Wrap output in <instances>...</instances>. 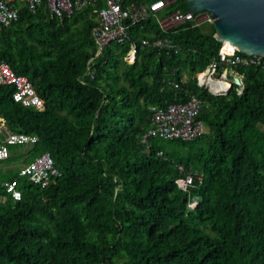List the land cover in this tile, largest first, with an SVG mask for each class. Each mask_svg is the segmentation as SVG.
<instances>
[{
  "label": "trees",
  "instance_id": "1",
  "mask_svg": "<svg viewBox=\"0 0 264 264\" xmlns=\"http://www.w3.org/2000/svg\"><path fill=\"white\" fill-rule=\"evenodd\" d=\"M167 1L158 16L188 9ZM91 12L86 5L59 19L22 8L0 31V61L27 76L45 105L22 106L12 86L0 85V117L11 131L38 136L25 150L11 146L4 163L48 152L61 173L45 187L19 177L17 201L0 186V264H264L262 65L228 67L242 88L216 96L197 77L219 57L212 23L164 29L150 15L95 55ZM162 37L177 51L141 44ZM192 97L202 103V133L144 138L152 107ZM186 173L196 176L189 191L176 183Z\"/></svg>",
  "mask_w": 264,
  "mask_h": 264
},
{
  "label": "built area",
  "instance_id": "2",
  "mask_svg": "<svg viewBox=\"0 0 264 264\" xmlns=\"http://www.w3.org/2000/svg\"><path fill=\"white\" fill-rule=\"evenodd\" d=\"M46 3L49 13L59 19L69 17L75 9L83 7L86 3L94 5L95 24L92 27V34L97 43L95 55L101 53L102 49L112 42H123L127 39V29L129 22L134 24L150 15L157 18L159 25L166 29L185 21L194 20L197 23L207 21L212 23L210 15L205 12L201 17L205 19L200 21L199 15H193L188 9L186 11L174 10L168 15L158 16L157 13L162 10L168 3L167 0H153L147 5H138L136 3L125 4V0H0V31L3 26L17 20L22 8H27L31 12ZM199 21H196V20ZM141 44L155 49L158 52L177 51V46L167 37L156 38L151 41L142 39ZM219 57L201 73L198 74V83L206 86L211 92H215L209 84L213 79L215 83L219 81H228L227 74L233 70L228 67L236 65H262L264 68V58L261 55H246L240 53L237 48L232 52H223V45L219 49ZM136 56L135 46L127 54V61L133 62ZM222 63L227 67L220 76H217V69ZM227 70L226 76L223 75ZM205 74L204 78L201 75ZM232 76V75H230ZM235 74H233V77ZM240 82L241 79L238 77ZM200 80V81H199ZM0 85L12 86L11 97L13 101L20 103L22 106L34 107L40 111L45 109L43 99L35 91L32 82L28 77L17 74L14 69L5 61H0ZM178 87L177 84H174ZM239 91L242 84L238 85ZM202 103L197 98H190L186 102L171 103L165 108L152 107L151 127L147 130L144 138H182L191 139L202 133L203 127L200 121L196 120L201 109ZM38 140L35 134L14 132L6 128L5 119H0V161L10 156V147L12 145L33 144ZM61 175L55 166L52 156L48 152L38 155L35 159L21 166L18 170L17 177L10 180H4L0 186L4 188L6 195H9L13 201L21 199L22 192L18 188V178L27 177L35 184L45 187L56 181ZM193 173H186L177 180V184L185 191H189L195 186ZM6 195L0 194V201L6 199Z\"/></svg>",
  "mask_w": 264,
  "mask_h": 264
},
{
  "label": "water",
  "instance_id": "3",
  "mask_svg": "<svg viewBox=\"0 0 264 264\" xmlns=\"http://www.w3.org/2000/svg\"><path fill=\"white\" fill-rule=\"evenodd\" d=\"M184 2L193 15L202 12L210 15L215 28L214 37L222 45L227 42L236 46L240 53L261 55L264 58V0H184ZM226 74L227 70L223 75ZM232 78V82L222 81L226 82L225 92L212 94L227 95L233 84H241L237 76Z\"/></svg>",
  "mask_w": 264,
  "mask_h": 264
},
{
  "label": "rangeland",
  "instance_id": "4",
  "mask_svg": "<svg viewBox=\"0 0 264 264\" xmlns=\"http://www.w3.org/2000/svg\"><path fill=\"white\" fill-rule=\"evenodd\" d=\"M205 14V12L204 13H201L200 15H199V17H198V19L200 18V21L201 20H203V19H205V17H201L202 15H204ZM196 20V21H199V20ZM233 74H235V73H229V74H227V78H228V82H231L232 81V77H230V75H232L233 76ZM218 77L220 76V75H217ZM204 87H206V86H204ZM207 88V87H206ZM212 93V92H211ZM28 146H25V148H22V150H25L26 148H27ZM15 150V147H12L11 148V151H14ZM15 152V151H14ZM4 161L5 160H2V161H0V177L1 176H4V175H6L7 174V172L9 171V168L10 167H14L15 165H17V166H19V165H23L25 162L22 160V161H17V162H14V163H10V164H5L4 163Z\"/></svg>",
  "mask_w": 264,
  "mask_h": 264
},
{
  "label": "crops",
  "instance_id": "5",
  "mask_svg": "<svg viewBox=\"0 0 264 264\" xmlns=\"http://www.w3.org/2000/svg\"><path fill=\"white\" fill-rule=\"evenodd\" d=\"M86 5H91V7H92L91 15L93 16L94 20L96 21V19H95V13H94V9H95L94 5H92L91 3H86L83 7H85ZM83 7L78 8V9H75L73 13H75L76 11H80V10H82ZM25 9H27V8H25ZM39 9H42L43 11L49 13V10H48V8H47L46 3L42 4V5L37 9V11H38ZM27 10H28V9H27ZM163 10H164V9H163ZM28 11H30V10H28ZM37 11H36V12H37ZM30 12H31V11H30ZM36 12H31V13H36ZM49 15L52 16L50 13H49ZM18 18H19V15H18ZM18 18H17V20H18ZM17 20H16V21H17ZM14 22H15V21H14ZM12 23H13V22H12ZM10 24H11V23H10ZM10 24H9V25H10ZM9 25H6V26H9ZM3 27H4V26H3ZM3 27H2V28H3ZM24 76H25V75H24ZM26 77H27V76H26ZM1 118H4V117H0V119H1ZM4 119H5V118H4ZM5 124H6V128H8L9 130H11V129L8 127V124H7V122H6V119H5ZM16 146H17V145H16ZM25 146H29V145H25ZM11 153H12V151H11V148H10V154H11ZM19 161H22V159L19 160ZM12 163H14V162H12ZM21 166H23V165H22V164L19 165V166L15 165L13 168L10 167V168H9V171L12 170V169H15V168L19 169ZM9 171H8V172H9ZM8 172H7V173H8ZM17 175H18V173H17ZM6 180H7V179H6Z\"/></svg>",
  "mask_w": 264,
  "mask_h": 264
},
{
  "label": "bare ground",
  "instance_id": "6",
  "mask_svg": "<svg viewBox=\"0 0 264 264\" xmlns=\"http://www.w3.org/2000/svg\"><path fill=\"white\" fill-rule=\"evenodd\" d=\"M223 44H226V45H229V46H232L234 47L235 49L237 48L236 46L230 44V43H227V42H224ZM234 49V50H235ZM234 50H231L229 53H232ZM224 52V51H223ZM205 74H202L201 75V78H204ZM209 84H210V87L216 92V93H223L226 91V82H222V81H219L217 83H215V81L213 79L209 80Z\"/></svg>",
  "mask_w": 264,
  "mask_h": 264
},
{
  "label": "clouds",
  "instance_id": "7",
  "mask_svg": "<svg viewBox=\"0 0 264 264\" xmlns=\"http://www.w3.org/2000/svg\"><path fill=\"white\" fill-rule=\"evenodd\" d=\"M230 77H233V76H230ZM232 82V81H231ZM206 88V87H205ZM207 89V88H206ZM207 90H209V89H207ZM211 91V90H210ZM20 145H32V144H20ZM12 146H14V145H12ZM11 148V147H10ZM24 165V164H23ZM19 170V169H18ZM1 183V182H0ZM176 183H177V181H176ZM178 185V184H177ZM179 186V185H178ZM180 187V186H179ZM185 191V190H184Z\"/></svg>",
  "mask_w": 264,
  "mask_h": 264
}]
</instances>
